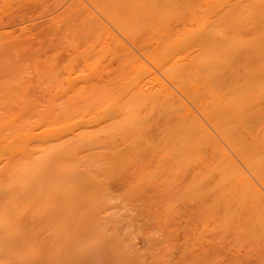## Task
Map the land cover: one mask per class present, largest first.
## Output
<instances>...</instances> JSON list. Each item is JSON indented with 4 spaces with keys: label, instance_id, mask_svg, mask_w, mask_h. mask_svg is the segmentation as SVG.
<instances>
[{
    "label": "bare ground",
    "instance_id": "bare-ground-1",
    "mask_svg": "<svg viewBox=\"0 0 264 264\" xmlns=\"http://www.w3.org/2000/svg\"><path fill=\"white\" fill-rule=\"evenodd\" d=\"M73 5L65 11L80 19L62 49L80 63L67 59L66 90L52 76L63 97L26 102V88L18 104L24 92L0 82V94L10 88L18 100L0 99V264H163L174 247L167 264H218L238 245H264V125L255 127L264 120V0ZM108 41L119 48L117 69L104 83L86 81ZM235 48L239 68L230 65ZM121 207L135 223L146 218L134 229L144 227L147 256L134 248L136 231L118 227Z\"/></svg>",
    "mask_w": 264,
    "mask_h": 264
},
{
    "label": "rangeland",
    "instance_id": "rangeland-1",
    "mask_svg": "<svg viewBox=\"0 0 264 264\" xmlns=\"http://www.w3.org/2000/svg\"><path fill=\"white\" fill-rule=\"evenodd\" d=\"M63 2V3H62ZM75 3L76 2V0H1L0 1V22H2L1 23V25L2 26H0V33H2L3 32V35L2 34H0V41H2L3 40V43L4 42H8V40H10L12 37H14V38H12L8 43H5L6 45H3V43H1L0 42V56L2 57L1 59H0V68H2V69H0V82L1 81H4L3 83H5L6 84V82H7V84L4 86V84L3 83H0V84H3V88L2 89H4V88H6V86L8 87H10V88H12L11 90V93H10V95H14V91L15 90H13V87H12V85L11 84H13L14 86H16L17 88H18V92L20 93V92H24L23 94H19L20 96H21V100L19 99V101L13 96H8L9 95V92H10V88H8V89H5V91L3 92L4 94H0V95H2V97L0 96V99L2 98V99H4L5 98V100L6 99H8V98H6L7 96L9 97V98H12L13 100L15 99L16 101H18V104L20 103V101H21V103L22 102H25L26 100L25 99H27L26 97H28V98H30V99H27V101L26 102H28L29 100L30 101H36V102H38L39 101V103H42L43 101V103H46V102H48V101H50V100H54V99H57V97H58V99L59 98H61V97H63V93L65 92V90L68 88V85H69V82L67 81L68 79L67 78H64V77H66L65 76V74H66V71L67 70H69V68H67L66 66H65V64H66V61H67V59H69L68 60V62H69V66L68 67H72V66H77L78 67V63H80V62H77V64H76V61H78V60H76L75 61V59L73 58V54H72V47H70V49H69V53H68V51L65 49L64 50V48L62 49V47H65V45H66V48H69V45H71V43L69 44V43H66L65 42V40H63V39H66V35L64 36V34H66V32H68V31H66L67 29L69 30V28L70 27H72L71 26V24L73 25L74 23V25L73 26H76V25H78V20H77V18L76 17H78V19H80L79 18V16L78 15H76V17L74 16L75 14H74V10H72L73 11V13L72 12H70L71 14H73V16L75 17V20H74V17L73 16H71V15H68V14H70V13H68L69 11H71V7L72 6H74L73 5V3ZM48 3V4H47ZM72 3V4H71ZM41 5V6H40ZM67 7H70V8H67ZM65 8H67V10L65 9ZM68 11V12H66V11ZM35 11V12H34ZM63 13H65V14H67L68 15V17L69 18H66V15L64 16V18H61L62 16V14ZM70 16H71V18H70ZM59 18V19H58ZM60 19H63V21H62V23H60V24H58L57 25V23L60 21ZM64 19H68V20H70L71 21V23L67 20V22H66V20L64 21ZM105 24H106V22H105V20H102ZM64 22H66L65 23V27H63V28H61V27H59V25L61 26V25H63L64 24ZM68 22H69V26H67L68 25ZM53 23H56V24H53ZM53 24V25H52ZM58 27V29L59 30H62V31H59L60 32V34H59V32L57 33H55L56 35H54V33H53V31L52 30H56V28ZM68 27V28H67ZM57 29V30H58ZM74 29V28H73ZM22 30H23V33L24 34H22L21 32H22ZM113 30V29H112ZM12 31V32H11ZM14 31V32H13ZM66 31V32H65ZM7 32H9V33H7ZM115 32V34H116V36H119V40L120 41H122L123 43H126V44H128V42L126 41V39L125 38H123L118 32H116V31H114ZM62 33V34H61ZM14 34V35H13ZM22 35L23 37H21L20 35ZM59 34V35H58ZM7 35L8 36H10L9 38L10 39H8L7 38ZM60 35H61V37H60ZM25 36V37H24ZM56 36H57V39H59V37H60V40L62 41V43L57 47V41L54 43L53 42V40H55L56 39ZM19 38V40L18 41H15V40H17V38ZM27 37V38H26ZM64 37V38H63ZM120 37H121V39H120ZM21 38L24 40V47H26V48H24L23 46V50L24 49H26V50H22V51H20L21 50V47H20V45L23 43V41H21L20 43H19V41L21 40ZM71 38V37H70ZM70 38H68V39H66V40H70ZM8 39V40H7ZM52 40V41H51ZM14 42V43H12V42ZM71 41V40H70ZM18 44H17V43ZM16 43V45L14 46V44ZM50 43H53L52 45L50 44ZM60 43V42H59ZM66 43V44H65ZM107 43V42H106ZM111 42L110 41H108V44H110ZM3 46H2V45ZM13 44V46H12V48H11V46L10 45H12ZM49 44H50V46H49ZM67 44H69L68 46H67ZM108 44H106V49L104 48V46H101V53L103 52V51H105V52H103L102 54H101V57H102V55H103V57L105 56V58H106V56H108L109 55V57H107V59H105V58H101L100 60H102V61H100V63H99V65H98V68H97V72L96 71H94L93 72V74L92 75H88L87 77H86V81H90L91 82V80H92V82H97L98 83V81L101 79V81H102V83H104V79L106 78L107 80H108V77L111 75V73L113 72V71H115L116 69H117V60L115 59V61H116V63H115V61L114 60H112L113 59V55L111 54V52L114 50V48H115V54L116 53H118L119 52V48L118 47H115L114 46V44H112L111 43V45H108ZM9 46V47H4V46ZM27 45V46H26ZM2 46V47H1ZM29 46V47H28ZM61 46V47H60ZM107 46H108V48H107ZM114 46V47H113ZM20 48V50H19V48ZM59 49V52H58V49ZM111 47H113L112 49H110L109 50V48H111ZM5 48H7V50L5 49ZM55 48V49H54ZM29 49V50H28ZM49 49H51V50H49ZM56 49H57V52H56ZM62 49V50H61ZM9 50H10V52H9ZM14 50H15V53H14ZM3 51V52H2ZM5 51H7V53L5 52ZM19 51V52H18ZM29 51V52H28ZM51 51V52H50ZM54 51V53L52 54V52ZM60 51H62V52H60ZM67 51V56L65 55L66 52ZM235 53H234V52ZM239 51H240V53H239ZM2 52V53H1ZM5 52V53H4ZM18 52V53H17ZM24 54H22V53ZM35 52V53H34ZM37 52V53H36ZM16 53L18 54V55H16ZM21 54V56L23 55V57H21L20 56V54ZM33 53V54H32ZM51 53V54H50ZM105 53V54H104ZM2 54H4L3 56H2ZM14 54V55H13ZM29 54V55H28ZM39 54V55H38ZM50 54V55H49ZM64 54V55H63ZM69 54V55H68ZM107 54V55H106ZM232 54H233V56H232ZM6 55V56H5ZM34 55H36V56H34ZM37 55H38V57H37ZM52 55V56H51ZM54 55H56V57L54 58ZM71 55V56H70ZM112 55V57H110ZM239 55H241L242 56V50H238V49H233L232 50V52H231V58H230V65L231 64H233V66H234V68H239L241 65V62H243V60H242V58H240L241 56H239ZM4 56H5V58H4ZM9 56H11L10 58H13L14 59V61L13 60H11L10 61V59H9V63H7V62H5L7 59L6 58H9ZM17 56V57H16ZM27 56V57H26ZM31 56H33V57H31ZM21 57V58H20ZM31 57V58H30ZM34 57H37L36 59H38V60H36L37 61V64H36V62H35V59H34ZM53 57V58H52ZM236 57V58H235ZM237 58H238V60H237ZM5 61H4V60ZM34 59V60H33ZM71 59V60H70ZM16 60V61H15ZM112 60V61H111ZM242 60V61H241ZM65 61V62H64ZM72 61V62H71ZM75 61V62H74ZM236 61V62H235ZM241 61V62H240ZM12 62V63H11ZM33 62V63H32ZM35 62V63H34ZM39 62V63H38ZM62 62H64V65L62 64V66L61 67H59L60 65H59V63H62ZM67 62V63H68ZM103 62H104V64H103ZM233 62H235V63H233ZM240 62V63H239ZM6 64V66H4L5 64ZM24 63V64H23ZM27 63V64H26ZM237 63V66H235V64ZM238 63H239V65H238ZM26 64V65H25ZM46 64L48 65V67H46ZM51 64V65H50ZM53 64V65H52ZM70 64L72 65V66H70ZM7 65H9L8 67H7ZM20 65V66H19ZM37 65V66H36ZM43 65V66H42ZM58 65V66H57ZM102 65H103V67H102ZM11 66V67H10ZM19 66V68H17ZM21 66H22V68H21ZM34 66V67H33ZM56 66H57V68H56ZM25 67V68H24ZM37 67V68H36ZM59 67V68H58ZM76 67V68H77ZM102 67V68H101ZM16 68V69H15ZM35 68V69H34ZM39 69V70H38ZM42 69V70H41ZM43 69H44V71H43ZM47 69V70H46ZM50 69V70H49ZM53 69V71H51ZM67 69V70H66ZM100 69H103L102 71L100 70ZM19 70V71H18ZM31 70V71H30ZM34 70V71H33ZM59 70V71H58ZM241 70V69H240ZM26 71V72H25ZM51 71V72H50ZM19 72V73H18ZM22 72V73H21ZM53 72H55V73H53ZM37 73V74H36ZM42 73H43V75H42ZM100 73V74H99ZM18 74H20V75H18ZM25 74H27V75H25ZM59 74L61 75V74H63L61 77L63 78V79H60L59 77ZM95 74V75H94ZM103 74H105V76L103 75ZM3 75V76H2ZM24 75V76H23ZM39 75V76H38ZM48 75V76H47ZM53 75H55L54 76V78H56L57 79V81H58V83H59V80H61V81H64V79H65V81L67 82V86L65 87H63L62 85H63V83L62 82H60L61 83V88H64L63 90H61L62 91V93L61 92H59V88H60V83L57 85L56 83L57 82H55V79L53 80L52 79V76ZM100 75V79L97 77V76H99ZM43 78V79H46V78H48L49 77V79H47L48 80V82H47V80H43L41 77ZM45 76H46V78H45ZM98 78L97 80H96V78ZM36 78V79H35ZM59 78V79H58ZM41 79V80H40ZM50 79H52V80H50ZM25 80V81H24ZM39 80L41 81V82H43L44 81V84H39ZM51 82H50V81ZM22 81V82H21ZM34 81V82H33ZM21 82V83H20ZM105 82H107L106 80H105ZM26 83V85H25V87H23L24 85L23 84H25ZM27 83L29 84V85H31V86H29V85H27ZM49 85V83H50V85H52V87L51 86H48V87H50V90H47V84ZM53 83H54V85H53ZM101 83V82H100ZM65 85H66V83H64ZM21 87H20V86ZM23 85V86H22ZM36 85V86H35ZM40 85V86H39ZM44 86L45 85V87L46 88H44V87H42V86ZM0 86V87H1ZM34 86V87H33ZM40 88H39V87ZM54 86V87H53ZM56 86H58V88L56 89V91L55 92H53V93H50V94H55V95H50L51 96V98L50 97H47V96H49V92L48 91H53V88L55 89V87ZM30 87V88H29ZM19 88H22V89H29V92H28V95L27 94H25V92H27L28 90L26 89H24V90H20ZM42 88H44L43 90H46L45 92H43V90H41ZM34 89V90H33ZM49 89V88H48ZM52 89V90H51ZM9 91V92H8ZM16 91V92H17ZM40 91H42V92H40ZM5 92H8V93H5ZM16 92H15V94H16ZM46 93H48V94H46ZM61 94V95H58V94ZM5 94L7 95L6 97H4L3 98V95L5 96ZM17 94V95H18ZM33 94V95H32ZM16 95V96H17ZM18 95V96H19ZM27 95V96H26ZM57 95V96H56ZM26 96V97H25ZM36 96H38V97H36ZM25 97V98H24ZM18 98H20V97H18ZM35 98H40V99H35ZM12 99H10V100H8L9 102H10V104H12L13 105V101H12ZM24 99V100H23ZM57 99V100H58ZM7 101V100H6ZM7 101V102H8ZM16 104V102L14 103V105ZM13 105V106H14ZM12 106H9L8 108L10 109ZM7 108V109H8ZM15 108H16V105H15ZM14 108V109H15ZM11 110V109H10ZM3 112V111H2ZM259 120H261L260 122H261V124H260V122H257L256 124H259V125H257L256 126V124H255V127L257 128H259V126L260 125H264V120L263 119H259ZM258 121V120H257ZM234 125V124H233ZM236 128V127H235ZM261 129H263L264 130V126H262V128ZM235 130H237V129H235ZM234 130V131H235ZM153 132H155V130L153 129ZM239 132V133H238ZM237 133H236V137H238V134H240V135H242V137L244 138H248V136H247V134H242L243 133V131H238ZM263 133H264V131H262ZM244 138V142H243V144L245 143L246 144V141L245 140H247V139H245ZM221 143H223V142H221ZM223 147H224V144H223ZM227 151H228V153L230 154V150H228V148H227ZM234 152V151H233ZM235 153V152H234ZM236 154V153H235ZM231 155H232V152H231ZM230 155V156H231ZM233 156V158L235 157V158H237L234 154L232 155ZM231 156V157H232ZM234 158V159H235ZM235 161H238V159H236ZM113 185H115V186H113V188H114V190H117V187H118V190H117V192L119 191L120 192V189H122L121 187V185H119V184H113ZM117 185V186H116ZM119 185V186H118ZM118 192V193H119ZM188 205H186V206H183L184 208V210H186V209H188V211H189V208H191L190 206H188ZM186 207V208H185ZM154 208V207H153ZM187 211V210H186ZM115 212L117 213V215H116V219H117V221L120 219V220H122V222L120 223V224H122V223H124V225L122 224V225H120V224H118V227L119 226H121L122 227V229H121V231L122 230H124L123 232H124V234L125 233H127V231H128V229L127 228H129L130 230H135L136 231V236L137 237H135L134 238V248L136 249V250H140L141 251V254L142 253H144L143 255H146V253H145V251H149L148 250V246H147V243L145 242V241H143L144 239H145V236H144V227H141V230L139 229V230H137V229H134V228H136L135 226H141L142 225V220H146V218H143V219H141L140 217H138V219H141V221L138 223V222H136L135 223V220L133 221L132 220V218L129 216V213L127 212V208H124V207H121L120 208V210H118V209H116L115 210ZM184 212V211H183ZM135 211L133 212H131L130 213V215L131 216H133V215H135ZM107 219H104V220H102L103 221V224L105 223V225L104 226H107V228H110V223H109V221H108V224H107V221H106ZM128 221H132V223H134L133 225H131L132 227H130V224H128L129 225V227H128V225L126 226V228L124 227L125 225H126V223H128ZM120 222V221H119ZM179 222H181V221H179ZM179 222H177L178 223V225L180 226V224H179ZM131 223V222H130ZM131 223V224H132ZM107 224V225H106ZM181 224L183 225L184 224V222H183V220H182V222H181ZM147 225H149V223H146V225L145 226H147ZM177 227V226H176ZM181 227V226H180ZM173 229H175V227L173 228ZM176 230V229H175ZM158 234H156V236H155V238H157L158 236H157ZM161 238V237H160ZM157 239H159V238H157ZM239 247H237L236 248V250H235V248H234V252L232 253V251L230 252V251H228V252H226V253H223L222 254V257H221V261L220 260H218V264H264V245H261V246H256V245H238ZM245 246V247H244ZM251 246V247H250ZM174 246H172V247H170V248H173ZM243 247V248H242ZM169 248V249H170ZM175 248V247H174ZM174 248L173 249H170L171 250V252H169L168 250L167 251H165L164 253H165V256H164V259H166L165 261H166V263L165 264H167L168 263V261H170V263H174V261H175V258H176V254H175V252L177 253V251L176 250H174ZM247 250V251H246ZM175 251V252H174ZM152 252V251H151ZM154 252H156L155 250L152 252V253H154ZM149 253V252H148ZM169 255H168V254ZM232 253V254H231ZM167 254V255H166ZM149 255V254H148ZM147 256V255H146ZM145 259V258H144ZM149 258L147 257V260H148ZM172 260V261H171ZM143 262H145V260H142ZM151 261V257H150V259H149V262ZM207 262V263H206ZM209 261H200L199 263L198 262H196L197 264H209L208 263ZM212 264H215V262L216 261H210ZM163 263V264H164ZM169 263V264H170ZM190 263H195V262H190ZM189 263V264H190ZM195 263V264H196Z\"/></svg>",
    "mask_w": 264,
    "mask_h": 264
}]
</instances>
